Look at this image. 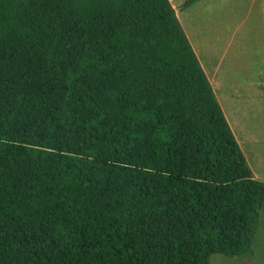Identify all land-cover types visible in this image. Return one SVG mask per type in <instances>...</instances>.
Wrapping results in <instances>:
<instances>
[{"label":"trees","instance_id":"obj_1","mask_svg":"<svg viewBox=\"0 0 264 264\" xmlns=\"http://www.w3.org/2000/svg\"><path fill=\"white\" fill-rule=\"evenodd\" d=\"M263 206L169 0H0V264L250 258Z\"/></svg>","mask_w":264,"mask_h":264},{"label":"rangeland","instance_id":"obj_2","mask_svg":"<svg viewBox=\"0 0 264 264\" xmlns=\"http://www.w3.org/2000/svg\"><path fill=\"white\" fill-rule=\"evenodd\" d=\"M179 17L198 41L202 68L215 75L213 85L221 89L215 94L222 91L221 104L243 139L251 170L264 181V0H196ZM252 249L253 256L243 259L214 253L209 264H264V206Z\"/></svg>","mask_w":264,"mask_h":264},{"label":"crops","instance_id":"obj_3","mask_svg":"<svg viewBox=\"0 0 264 264\" xmlns=\"http://www.w3.org/2000/svg\"><path fill=\"white\" fill-rule=\"evenodd\" d=\"M170 1V4L172 5V7L174 8V11H175V14H176V17H177V19H178V21L180 22V17H179V14L180 13H185V12H188V10L189 9H191L192 8V5H193V3L195 2H192V3H190L189 5H187V6H185L184 8H181L180 6L182 5V3L185 1V0H169ZM197 1H199V0H197ZM177 5H178V7H177ZM180 25H181V27H182V29H183V31H184V33H185V35H186V37H187V39H188V41H189V43H190V45H191V47H192V49H193V51H194V53L196 54V56H197V58H198V61H199V57H198V54H197V51H196V46H194V45H197L198 43V41H194V38H193V36L190 34V32H189V30L187 29V28H184L183 26H182V24H181V22H180ZM200 62V61H199ZM200 65H201V63H200ZM202 67V66H201ZM204 70V69H203ZM204 72H205V70H204ZM205 74H206V76H207V78H208V80H209V83H210V85H211V87H212V89H213V92H214V95H215V97H216V99H217V101H218V103H219V105H220V107H221V109H222V111H223V114H224V116H225V118H226V121L228 122V124L230 123L229 122V120H228V117H227V114L225 113V111H224V109H223V105L221 104V101H220V97L219 96H222L221 95V93H222V91H221V93H219V95L218 96H216L217 94H215V91L219 88L220 89V86L218 87V86H214L213 85V82L212 81H214L215 80V75H213L212 74V76L211 77H209L208 76V74L205 72ZM228 87V85L227 84H225L224 85V88H227ZM221 90V89H220ZM231 98H233V96L231 95ZM229 126H230V124H229ZM230 128H231V126H230ZM231 130H232V132L234 131L233 130V128H231ZM233 134H234V137H235V139H236V141H237V143H238V145H239V147H240V149H241V151H242V149H243V146H242V144H241V142L240 141H243V139H242V137H241V135L239 134V138H238V136H235V133L233 132ZM243 152V151H242ZM244 154V153H243ZM245 156V155H244ZM245 159H246V157H245ZM246 162H247V160H246ZM248 163V162H247ZM249 165V164H248ZM250 167V166H249ZM251 169V168H250ZM252 171V170H251ZM252 173H253V171H252ZM253 176L255 177V178H257L256 177V175L253 173ZM258 179V178H257ZM258 180H260V179H258ZM261 181H263V180H261Z\"/></svg>","mask_w":264,"mask_h":264}]
</instances>
